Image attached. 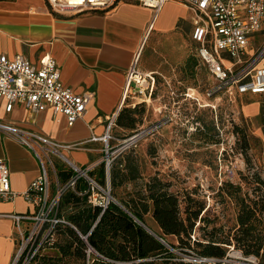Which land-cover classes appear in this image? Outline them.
Here are the masks:
<instances>
[{"label": "crops", "instance_id": "obj_1", "mask_svg": "<svg viewBox=\"0 0 264 264\" xmlns=\"http://www.w3.org/2000/svg\"><path fill=\"white\" fill-rule=\"evenodd\" d=\"M153 17L151 9L129 2L109 11L88 10L56 15L45 0H0V54L9 59L22 56L34 65L49 55L56 61L64 86L76 93L94 94L84 116L71 126L62 115H54L51 110L28 113L15 106L11 113H5L2 103L0 122L46 136L63 146L79 145V148L68 152L62 151V154L73 153L78 163L70 160L72 163L92 168L91 173L97 171L102 165L104 144L90 141V138H101L107 134L115 147L132 131L158 122L161 109L154 110V102H160L161 93L167 89L162 81L175 77L185 66L190 68L191 78L198 80V68L202 67L207 81L213 86L214 80L199 60L197 45L192 41L193 13L178 3H166L156 14L149 34L145 36ZM152 37L154 43L146 53ZM137 54L138 70L141 74L154 75L155 90L147 103L144 101L147 97L142 95L120 107L126 73ZM169 89H172L170 85ZM186 89L193 90L188 86ZM256 96L261 95L239 98L240 110L249 119H256L260 114ZM244 97L249 98L248 103L242 102ZM123 109L127 114L131 113L129 119H119ZM114 114L115 119L107 131L109 119ZM151 115L154 122H151ZM0 160L7 164L11 192L15 194L11 200L0 201V264H11L19 237L14 222L7 215L33 212L31 203L22 194L38 177L40 165L33 150L1 132ZM54 170L52 192L57 183L64 185L68 181L58 177L55 167ZM143 220L154 235L164 236L152 216L151 202ZM27 226V223H21L22 229ZM165 239L169 243H177L175 236H166ZM41 255L56 257L59 253L53 248L44 249Z\"/></svg>", "mask_w": 264, "mask_h": 264}, {"label": "built area", "instance_id": "obj_2", "mask_svg": "<svg viewBox=\"0 0 264 264\" xmlns=\"http://www.w3.org/2000/svg\"><path fill=\"white\" fill-rule=\"evenodd\" d=\"M50 11L56 15L77 14L88 10L109 11L121 3H135L149 8L154 18L160 8L169 2L185 6L194 15L192 41L197 45V56L214 80L213 86L205 93L207 97L224 93L230 100L245 95H264V40L256 51H252L253 37L264 31V0H45ZM263 39V38H262ZM262 41V40H261ZM255 42V41H254ZM257 45V46H259ZM156 80L152 74H141L138 70V54L133 58L126 73L120 107L137 96L150 100L155 90ZM191 89L185 96L191 98ZM94 94L76 93L64 86L56 61L49 55L43 56L34 65L22 56L9 59L0 54V103L5 113H11L20 106L28 113L51 110L54 115H62L69 126L86 113ZM161 112V111H160ZM109 119V131L115 119ZM163 118L147 127H142L122 139L115 147L108 146L109 136H92L90 141H101L103 147L102 164L106 183L101 185L90 173V167H79L68 160L62 151L79 148V145H60L52 139L36 133L0 122V132L15 138L21 145L33 150L39 160L40 173L31 182L22 196L27 199L33 212L30 214H10L19 237L18 247L11 264H32L41 252L54 241L52 229L57 224H67L60 215V200L67 191H72L91 207L102 211L115 200L110 194L109 170L113 161L122 153L134 149L142 140L153 136L163 126ZM52 157L61 158L72 172L64 184L57 183L52 192L50 170L54 171ZM15 197L10 188V175L5 161L0 160V201ZM27 223L25 229L21 223ZM86 241V237H82ZM232 249V248H231ZM187 264L213 263V260L185 255L174 251ZM98 256L91 248L87 255ZM100 257V256H98ZM256 264L255 258H244Z\"/></svg>", "mask_w": 264, "mask_h": 264}, {"label": "rangeland", "instance_id": "obj_3", "mask_svg": "<svg viewBox=\"0 0 264 264\" xmlns=\"http://www.w3.org/2000/svg\"><path fill=\"white\" fill-rule=\"evenodd\" d=\"M253 40L251 48L256 51L263 43L264 31L255 34ZM153 43L152 37L146 53ZM162 83L167 89L161 93L160 102H154V110L161 109L158 120L163 118V126L132 151L118 156L136 168L139 178L122 183L113 193L121 200L137 198L136 192L144 194L146 186L156 178L165 185L164 190L178 195L184 218L188 210L195 212L204 207L194 228L195 238L203 244L211 239L210 233L213 240L230 241L238 226L236 218L241 206L248 204L255 212L250 221L254 228L251 236L263 241L258 259L264 264V187L258 183L264 181V95L256 96L260 105L258 118L249 119L241 112L237 97L230 100L224 93L205 95L211 82L207 81L202 67L198 68V80L191 78L190 68L185 66L175 77ZM186 86L193 89L189 92L191 98L185 96ZM245 98L242 102L248 103L249 98ZM152 118L151 115L154 122ZM108 146L113 147L110 138ZM64 155L78 163L73 153ZM52 161L57 171L62 167L69 170L61 158L52 157ZM50 180L55 183L52 170ZM70 211V208H62L64 216ZM189 243L186 250H201L191 239ZM220 246L227 257L224 263L254 264L244 261V258L254 257L244 256L235 248L228 249L227 245ZM259 262L256 260V264ZM57 264L80 262L67 258Z\"/></svg>", "mask_w": 264, "mask_h": 264}, {"label": "trees", "instance_id": "obj_4", "mask_svg": "<svg viewBox=\"0 0 264 264\" xmlns=\"http://www.w3.org/2000/svg\"><path fill=\"white\" fill-rule=\"evenodd\" d=\"M120 111L122 112L119 119L130 118L131 113L127 114L125 109ZM117 166L123 168L118 169ZM95 174L98 178L95 177ZM90 175L98 183L105 185L106 174L103 164ZM71 176V170H65L62 167L58 171V177H62L63 180H69ZM138 178L136 168L127 165L123 158L117 157L113 161L108 175L110 193L116 201L110 203L103 211L99 207L88 206L85 200L74 192H65L60 200V215L67 224H57L52 229L54 241L46 248L57 249L59 257L40 254L32 264H57L67 258H74L80 264H187L178 261L179 257L174 251L214 261L209 264H226L223 262L227 258L225 250L221 248L220 244L227 245L228 249L240 250L244 256L254 257L259 262L263 241L259 237L251 236V231L254 228L250 221L255 212L250 205L242 204L236 218L238 226L230 241L213 240V233H210L211 239L203 244L195 238L194 228L204 207H199V210L195 212L188 210L187 217L184 218L178 195L164 190L165 185L156 178L146 186L144 194L136 192L137 198L128 200L116 198L113 191L117 187L124 182H132ZM258 183L264 187V181L259 180ZM150 202L152 216L164 235L159 238L166 245L136 222L144 225L143 215L149 212ZM63 207L71 209L67 216L62 213ZM200 220L204 221L202 218ZM166 236H175L177 243H169L165 239ZM82 237H86V241ZM190 239L192 244L201 248L200 251L186 250ZM88 248H91L100 257L94 254L88 256Z\"/></svg>", "mask_w": 264, "mask_h": 264}, {"label": "water", "instance_id": "obj_5", "mask_svg": "<svg viewBox=\"0 0 264 264\" xmlns=\"http://www.w3.org/2000/svg\"><path fill=\"white\" fill-rule=\"evenodd\" d=\"M140 226H142L147 232H149L150 234H152V235H154L149 229H147L146 228V226L145 225H143L142 223H140V222H138V221H136ZM161 243H163L164 245H166L165 243H164V241L161 239V238H159L158 236H156V235H154Z\"/></svg>", "mask_w": 264, "mask_h": 264}, {"label": "bare ground", "instance_id": "obj_6", "mask_svg": "<svg viewBox=\"0 0 264 264\" xmlns=\"http://www.w3.org/2000/svg\"><path fill=\"white\" fill-rule=\"evenodd\" d=\"M208 107V106H207Z\"/></svg>", "mask_w": 264, "mask_h": 264}]
</instances>
